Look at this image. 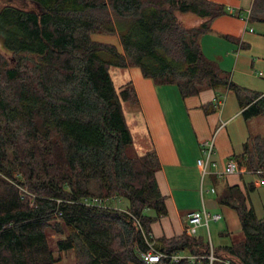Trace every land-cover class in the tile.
<instances>
[{
    "label": "trees",
    "instance_id": "trees-1",
    "mask_svg": "<svg viewBox=\"0 0 264 264\" xmlns=\"http://www.w3.org/2000/svg\"><path fill=\"white\" fill-rule=\"evenodd\" d=\"M224 14L205 0H0V264H58L67 252L76 264H146L139 254L147 243L195 258L156 264H209L204 236L150 237L167 214L160 164L153 149L129 155L123 104L137 96L130 82L116 89L110 69L137 67L183 98L228 90L245 120L264 118V95L235 84L201 51L200 37ZM250 15L264 22V0ZM92 35L117 36L122 52ZM234 159L264 185L263 137H249ZM253 191L250 182L219 196L236 212L241 238L212 246V264H264V214L256 216ZM94 199L128 206L86 204ZM48 230L63 237L54 249Z\"/></svg>",
    "mask_w": 264,
    "mask_h": 264
},
{
    "label": "crops",
    "instance_id": "crops-1",
    "mask_svg": "<svg viewBox=\"0 0 264 264\" xmlns=\"http://www.w3.org/2000/svg\"><path fill=\"white\" fill-rule=\"evenodd\" d=\"M205 1L223 6L225 14L215 19L209 30L218 34L215 41L218 53L211 55L215 56L214 59L204 55L203 37L207 32L199 40L203 55L218 66L224 65L225 72L231 70L232 81L236 79L237 83L233 82L237 85L264 95V72L257 71L264 70V22L251 19L254 0ZM92 39L112 44L122 52L117 36L92 35ZM117 78L120 79L119 86L130 82L137 96V103L123 104L134 144L137 146L140 142L139 154L153 149L160 164L155 179L164 197L167 214L150 225L149 235L152 240L186 234L188 215L203 207L206 209V178L211 184L206 192L216 195L219 191L218 196L233 186L244 191V180L247 183L253 182L254 191L251 193L258 191L262 185L260 179L256 174L247 172L234 159L243 153L245 143L253 136L250 123L254 118H243L242 109L233 92L205 89L197 96L183 98L175 85H156L151 79L144 78L137 67L117 69ZM204 106L211 111L205 112ZM145 139L146 144L143 141ZM211 141L214 150L208 166L209 174L202 177L197 161L204 158L205 144ZM228 160L235 161L241 172L217 179L213 174L214 164L223 168ZM211 189L215 192L212 193ZM249 198L253 206L250 195ZM216 203L221 207L222 217L209 223L225 221L228 230L221 231L219 235L229 239L230 245L234 237L241 235V225L236 212L220 204L219 197ZM212 206L214 204H210ZM202 229L207 230L209 235L208 227L205 226L199 227L195 235ZM182 255L189 257L184 253Z\"/></svg>",
    "mask_w": 264,
    "mask_h": 264
},
{
    "label": "rangeland",
    "instance_id": "rangeland-1",
    "mask_svg": "<svg viewBox=\"0 0 264 264\" xmlns=\"http://www.w3.org/2000/svg\"><path fill=\"white\" fill-rule=\"evenodd\" d=\"M184 20L187 24L191 23L192 25L195 24L196 26L199 24L198 21L196 20V17L192 16V15H187L184 17ZM210 28H211V24H210ZM258 33V32H255ZM218 37V34L216 32H209L207 33L204 37H203V49H204V55L210 57L211 55H214L216 53H218V47H216L215 45V41ZM224 39V38H223ZM226 40V39H224ZM223 49V47H222ZM202 51V50H201ZM213 57V56H211ZM215 56L211 59H214ZM219 67L223 70L224 65L219 64ZM117 69L119 68H111L110 69V75L112 77L114 86L116 89H119V82L120 79L117 78ZM224 71V70H223ZM226 71V70H225ZM257 71H261L262 73L264 72L263 69H257ZM227 73L231 75V70H227ZM232 80V78H231ZM233 81H235L237 83L236 79H233ZM235 83V84H236ZM241 86V85H239ZM243 87V86H241ZM246 89H249L247 87H243ZM252 90V89H249ZM255 91V90H252ZM131 106V105H129ZM126 109H128V107H126ZM251 129L253 131V136L259 135L261 137L264 138V118L263 117H258V118H254L253 121L250 123ZM129 127V125H128ZM130 130V127H129ZM131 132V130H130ZM132 135V132H131ZM133 138V135H132ZM137 139V138H136ZM146 144V139L143 140ZM140 146V142L138 143V145L136 146L134 144V138H133V149L132 151H128L129 155H134V152L137 155H142L139 154V150L138 147ZM246 179H249L246 177ZM245 183H247L246 180H244ZM211 184L209 183L208 179L206 178L205 182H204V202H205V206L208 212H210L211 214H219L221 215V207L219 205H217V199H218V195H219V191L217 192V194H211L209 191L206 192L207 190L210 189ZM220 187H218L219 189ZM251 199H252V203L254 206V210L256 213L257 218H262L263 214H264V185L262 184L261 187L258 189V191L256 193H250ZM105 204L109 205V206H115V207H119L121 209H126L128 206V203L126 200H120V201H115V200H111V201H105ZM210 204H214V206L210 207ZM222 217V216H221ZM208 230H209V235L207 233V230L202 229L198 231V235L200 236H205V238L207 239L208 243L211 246H218V245H228L229 244V239H226V237H221L219 235V233L221 231H226L228 230L227 225L225 223L224 220H221L217 223H209L208 225ZM203 233V234H202ZM47 236H48V240H49V244L51 248H55V244L58 240L62 239V236H59L55 233H53L51 230L47 231ZM241 235L236 236L233 238V240H240ZM58 264H76V257L72 252H67V253H63L62 254V259L61 262H59Z\"/></svg>",
    "mask_w": 264,
    "mask_h": 264
},
{
    "label": "built area",
    "instance_id": "built-area-1",
    "mask_svg": "<svg viewBox=\"0 0 264 264\" xmlns=\"http://www.w3.org/2000/svg\"><path fill=\"white\" fill-rule=\"evenodd\" d=\"M214 146L213 142H209L205 144V149L203 150V159H200L197 161V166L200 168L202 177L208 176L209 171H208V166L210 162V158L213 154ZM215 168L213 174L217 179H222L226 176L232 175V174H237L240 173L241 170L238 168V165L236 164L235 161L233 160H228L223 168H219L217 165L214 164L213 166ZM211 192H215L214 189H211ZM202 194V190H201ZM87 205L90 206H104L108 208H114L118 209V207L115 206H109L105 204V201H98V200H89L86 201ZM221 219L220 215L217 214H211L209 213L204 207L200 211L192 212L188 215V227L186 229V235L187 236H194L197 232V229L201 226H205L206 228L208 227V223L210 221H218ZM139 228H141L139 222L135 220ZM148 244V250L146 252H141L139 254V258L141 259L142 262L146 264H156L159 263L163 259H168L174 263H177L183 258L189 259V260H194L195 258L189 256H182V255H166L164 253L158 252L155 250L154 246L150 243ZM207 260L209 261V264H212V262L215 260L213 257V250L212 246L209 245V255L206 257ZM224 264H229L228 262H225Z\"/></svg>",
    "mask_w": 264,
    "mask_h": 264
}]
</instances>
